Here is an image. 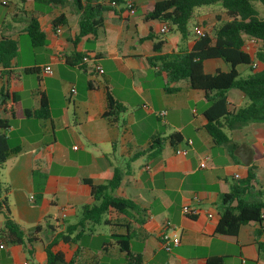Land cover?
<instances>
[{"label": "crops", "instance_id": "crops-1", "mask_svg": "<svg viewBox=\"0 0 264 264\" xmlns=\"http://www.w3.org/2000/svg\"><path fill=\"white\" fill-rule=\"evenodd\" d=\"M67 1L64 7H47L33 0H0V39L9 37L19 44L12 63L13 74L19 76L14 94L22 108L36 110L42 93L49 107L47 119L15 120L4 132L13 153L0 167V203L5 200L9 218L23 231L39 227L40 232L32 259L21 246L0 239V264H44L45 247L54 240L52 251L61 253L66 263L76 255L77 264H121L115 235L133 236L130 251L141 255L143 264H204L213 256L225 264H264V223L241 226L235 240L213 235L221 196L246 177L249 167L256 175L249 198L264 191V124L233 129L228 144L215 146L205 131L203 113L209 104L203 92L192 90L184 80L167 86L173 92L164 91L166 76L148 63L156 55L151 37L164 42L161 54L176 52L180 38L175 32L160 35L161 24L144 21L158 0H124L117 14H104L96 36H86L75 46L78 14ZM61 15L64 24L53 30L52 20ZM33 17L45 35L41 48H32L26 35ZM205 20L196 17L194 27L208 32L218 24L215 14L207 17V24ZM196 39L189 35L184 47L190 51ZM73 52L95 58L103 73L94 71L91 62L68 65L66 59ZM46 66L52 75L43 72ZM29 68H36L37 75H24ZM203 70L213 75L228 72L229 67L211 59L203 62ZM238 70L243 77L249 74L244 67ZM108 97L124 110L109 111ZM227 103L228 111L235 112L247 100L230 90ZM173 133L183 141L176 149L187 148V156L175 155L165 142L156 158L148 153L136 158L152 139ZM241 146L251 153L248 167L237 156ZM115 168L122 172L116 195L143 209L145 223L139 226L131 217L110 211L102 225L85 230L76 244L58 239L78 223L82 207L92 203L90 190L81 181L103 185ZM183 205L196 208L199 215L184 216ZM4 222L0 212V231ZM171 230L180 234V244L166 253L160 237ZM76 234L78 230L70 238Z\"/></svg>", "mask_w": 264, "mask_h": 264}, {"label": "trees", "instance_id": "trees-1", "mask_svg": "<svg viewBox=\"0 0 264 264\" xmlns=\"http://www.w3.org/2000/svg\"><path fill=\"white\" fill-rule=\"evenodd\" d=\"M264 6V0H256ZM37 5L47 7H64L67 0H33ZM124 0H110L108 3L101 0H71L76 14H78L77 34L72 45H76L86 36H96L103 28L104 14L112 11L117 14L116 8L124 4ZM218 5L226 15L227 20L219 22L196 39L190 51L184 47L190 32L188 24L193 17L195 8ZM145 22L166 24L169 32L179 35L180 45L176 52L161 54L164 42L161 38L152 36L153 52L156 54L148 59L152 67H157L167 81L163 84L166 93L173 92L167 88L169 84L187 81L192 90L203 92L209 104L203 116L206 119L205 131L215 146L229 143L228 132L248 124H264V19H260L253 7L251 0H158L144 16ZM64 24V17H55L51 26L56 30ZM26 35L32 48H41L46 45L45 35L36 18H31L26 27ZM251 37L261 41V47L252 54L242 51L243 37ZM19 53L17 40L9 37L0 39V167L13 153L9 148L4 132L12 121L23 119H47L49 116L48 103L42 93H39V106L36 110H27L21 107L14 94V86L19 76L13 74L12 63ZM66 59L68 65L82 62L85 56L72 53ZM96 60L95 58H93ZM218 59L229 67L228 72L206 74L203 62ZM259 62L262 69L252 72L250 66ZM240 67L249 69L247 76H241ZM36 68L24 69V75H37ZM40 82V79H38ZM236 90L247 100V104L235 112L228 111L227 93ZM176 91V90H175ZM108 109L122 112L124 110L108 97ZM165 142L174 150L183 141L178 133H173L166 139H152L148 149L138 153L136 158L148 153L149 158H156ZM235 147L230 149L233 153ZM122 172L115 168L107 183L95 185L89 180L81 182L88 186L92 203L81 209L78 223L68 226L63 235L58 239L67 244H76L81 234L86 230L92 232L95 227L103 224V218L110 211L119 215L131 217L134 222L142 226L146 221L145 211L136 206L132 201L117 196L120 187ZM256 181L254 168L249 167L244 179L233 185L228 194L221 196L218 221L213 235L223 236L235 240L241 226L249 223H264V202L249 198L251 184ZM247 195V198H244ZM0 212L5 214V222L0 231V239L11 245H19L30 259L34 256V244L38 241L39 227L32 229L31 233L23 231L8 215L5 200L0 203ZM78 234L70 238L73 232ZM113 244L123 254L121 264H143L139 254L130 251V241L133 236H112ZM56 242L45 247L46 261L44 264H77L75 256L66 263L63 255L52 251ZM264 247V243H262ZM204 264H225L223 258L209 257Z\"/></svg>", "mask_w": 264, "mask_h": 264}, {"label": "built area", "instance_id": "built-area-1", "mask_svg": "<svg viewBox=\"0 0 264 264\" xmlns=\"http://www.w3.org/2000/svg\"><path fill=\"white\" fill-rule=\"evenodd\" d=\"M110 0H107L106 3H108ZM4 4V3H3ZM160 35H164L169 33V27L166 24H161L158 30ZM205 30L200 27V26H195L193 28V34L197 37V38H201L205 35ZM243 46H242V51L244 53L247 54H252L254 52H256L262 45L261 41L251 38V37H243ZM91 62L93 64V69L94 71H96L98 74H102L103 71L101 69L100 66H98L95 63V60L93 59V57H84L82 60V63H89ZM252 72H257L260 71L262 69V65L259 62H253L250 66ZM43 72L46 75H52V70L50 68V66H46L43 68ZM71 93L75 94V90L71 89ZM164 114V113H163ZM187 147L191 145V142L188 141L186 143ZM77 148L74 147V150H76ZM188 154V149L187 148H183V149H175V155L177 156H182L185 157ZM209 160L208 157H206L202 163H200L199 167L201 169H204L206 167V161ZM235 178H238V176L236 175ZM193 201L195 202H199V198L198 196H194L193 197ZM181 212L184 216L187 217H197L199 215V211L196 208L190 207L189 205H183L181 208ZM209 218H211V215H208ZM262 242H264V239H262ZM160 244H161V248L166 252V253H170L171 250L177 246H179L180 244V234L176 231V230H171L168 231L166 233H163L160 237ZM3 246H0V248H2Z\"/></svg>", "mask_w": 264, "mask_h": 264}, {"label": "rangeland", "instance_id": "rangeland-1", "mask_svg": "<svg viewBox=\"0 0 264 264\" xmlns=\"http://www.w3.org/2000/svg\"><path fill=\"white\" fill-rule=\"evenodd\" d=\"M251 3L253 5V7L255 8V10L257 11L259 18L264 19V6H262L256 0H251ZM211 14H215V22L216 23L227 20L226 15L223 13L222 9L218 5H213L210 7L195 8L193 11V17L191 18V20L189 21V24H188V30L190 32L191 37L194 36L193 35V28L195 25L196 17H198V16L204 17L206 19L204 23L207 24V17ZM171 35L172 34H168L167 38H170ZM37 50H39V49H37ZM244 71L248 73L249 69L244 67ZM253 198H255L256 200L264 202V191H261L260 196L257 193L253 194Z\"/></svg>", "mask_w": 264, "mask_h": 264}, {"label": "water", "instance_id": "water-1", "mask_svg": "<svg viewBox=\"0 0 264 264\" xmlns=\"http://www.w3.org/2000/svg\"><path fill=\"white\" fill-rule=\"evenodd\" d=\"M236 153H237V156L239 157L241 163L244 166L248 167L250 165V162H251L250 151L245 149V147L241 146Z\"/></svg>", "mask_w": 264, "mask_h": 264}]
</instances>
